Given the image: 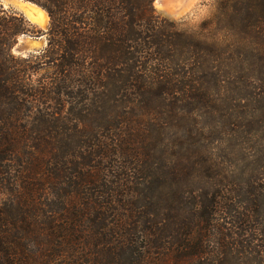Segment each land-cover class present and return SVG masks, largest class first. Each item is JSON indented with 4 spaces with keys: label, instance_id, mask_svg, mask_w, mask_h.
Wrapping results in <instances>:
<instances>
[{
    "label": "trees",
    "instance_id": "1",
    "mask_svg": "<svg viewBox=\"0 0 264 264\" xmlns=\"http://www.w3.org/2000/svg\"><path fill=\"white\" fill-rule=\"evenodd\" d=\"M25 1L49 25L0 6V264L263 254L264 0H218L211 40L155 0Z\"/></svg>",
    "mask_w": 264,
    "mask_h": 264
},
{
    "label": "rangeland",
    "instance_id": "2",
    "mask_svg": "<svg viewBox=\"0 0 264 264\" xmlns=\"http://www.w3.org/2000/svg\"><path fill=\"white\" fill-rule=\"evenodd\" d=\"M25 1V0H15ZM218 0H159V4H154L155 11L161 18L172 21L178 24L180 29L192 30L205 36L207 39H216V31L214 30L215 25H204V21L209 20L216 15V2ZM14 0H0V6L5 9L22 14L33 26L40 30H46L49 25V17L44 23L40 25L35 22H31L25 12L15 4ZM27 2V1H26ZM212 5L209 7V5ZM179 13L175 14V11ZM46 46V37L33 36V35H22L19 38L18 44L14 49L16 55L26 56L29 53H35ZM216 102L220 99V90L216 80ZM201 118H206L208 114L206 110H201ZM216 117V108H215ZM216 140V139H215ZM257 137L255 135H249L247 138V145L253 146L257 143ZM216 146V143L215 145ZM251 153H253L251 151ZM253 155V154H252ZM252 158V157H250ZM250 160V159H249ZM192 186V183H191ZM202 185L196 184L194 190L199 193ZM257 217L264 220V208L261 214H257ZM239 249V248H238ZM228 264H264V253L257 255L252 250L248 252H242V250H235L232 259Z\"/></svg>",
    "mask_w": 264,
    "mask_h": 264
},
{
    "label": "bare ground",
    "instance_id": "3",
    "mask_svg": "<svg viewBox=\"0 0 264 264\" xmlns=\"http://www.w3.org/2000/svg\"><path fill=\"white\" fill-rule=\"evenodd\" d=\"M15 4L25 12V15L31 22L44 25V23L48 19V15L43 9H41L40 7L30 2L18 1V2H15ZM176 13L178 14L179 11L178 10L175 11V14Z\"/></svg>",
    "mask_w": 264,
    "mask_h": 264
},
{
    "label": "water",
    "instance_id": "4",
    "mask_svg": "<svg viewBox=\"0 0 264 264\" xmlns=\"http://www.w3.org/2000/svg\"><path fill=\"white\" fill-rule=\"evenodd\" d=\"M27 2H29V1H27ZM31 3V2H30ZM159 4V0H155V2H154V4ZM32 4H34V3H32ZM34 5H36V4H34ZM36 6H38V5H36ZM39 7V6H38ZM42 9V8H41Z\"/></svg>",
    "mask_w": 264,
    "mask_h": 264
},
{
    "label": "clouds",
    "instance_id": "5",
    "mask_svg": "<svg viewBox=\"0 0 264 264\" xmlns=\"http://www.w3.org/2000/svg\"><path fill=\"white\" fill-rule=\"evenodd\" d=\"M212 5L210 4L209 7H211Z\"/></svg>",
    "mask_w": 264,
    "mask_h": 264
}]
</instances>
